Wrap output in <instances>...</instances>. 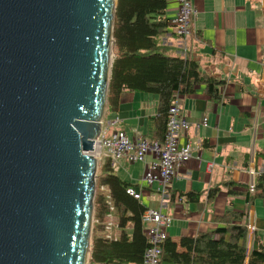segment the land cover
Masks as SVG:
<instances>
[{"label":"water","instance_id":"water-1","mask_svg":"<svg viewBox=\"0 0 264 264\" xmlns=\"http://www.w3.org/2000/svg\"><path fill=\"white\" fill-rule=\"evenodd\" d=\"M115 0H0V264H86Z\"/></svg>","mask_w":264,"mask_h":264},{"label":"crops","instance_id":"crops-1","mask_svg":"<svg viewBox=\"0 0 264 264\" xmlns=\"http://www.w3.org/2000/svg\"><path fill=\"white\" fill-rule=\"evenodd\" d=\"M191 1L196 14L186 56L196 61L200 74L221 83L216 99L208 96L204 84H195L191 92L176 97L180 114L189 124L179 141H189L193 149L166 186L160 207L170 217L166 238L177 241L223 228L228 212L238 216L229 224L253 227L246 229L247 255L260 243L264 245V195L247 191L264 171V0ZM175 10L176 1L168 0L167 19ZM175 38L167 24V53L178 51ZM156 102V95L150 93L122 91L116 109L104 110L102 120L116 117L115 128L129 138L136 134L150 137ZM202 117L205 126L199 125ZM152 159L146 155L143 162L120 160L112 171L141 190L138 201L144 207L156 208V186L147 188L141 181L145 165ZM213 188L216 191L209 197ZM188 191L197 193L198 199L184 200L180 194ZM125 230L130 233L129 222ZM113 234L118 235L116 229ZM212 236L216 238L217 233ZM160 264L190 263L161 259Z\"/></svg>","mask_w":264,"mask_h":264},{"label":"trees","instance_id":"trees-1","mask_svg":"<svg viewBox=\"0 0 264 264\" xmlns=\"http://www.w3.org/2000/svg\"><path fill=\"white\" fill-rule=\"evenodd\" d=\"M168 0H115L111 47L113 58L107 82L105 110L116 109L122 91H139L156 95V115L152 118L149 138L163 141L167 109L174 95L192 91L195 84H204L210 98H217L220 81L200 74L195 60L180 55L176 39V54L167 53L164 42ZM95 185L107 187L114 210L118 235L106 239L102 229L108 209L101 193L93 197L92 229L88 264H140L147 247L141 214L145 207L126 195L124 188L130 183L115 175L105 162L96 175ZM216 188L209 190L211 197ZM248 191V186H247ZM252 192L264 195V174L258 173ZM187 201L198 199L195 192L180 194ZM239 216H242L239 215ZM235 216L226 212L223 228L197 234L194 238H165L160 244L161 259L190 264H264V245L259 244L246 255L244 224H229ZM242 218V217H241ZM243 221V218H242ZM131 231L125 230L127 223ZM217 233L213 238L212 234Z\"/></svg>","mask_w":264,"mask_h":264},{"label":"built area","instance_id":"built-area-1","mask_svg":"<svg viewBox=\"0 0 264 264\" xmlns=\"http://www.w3.org/2000/svg\"><path fill=\"white\" fill-rule=\"evenodd\" d=\"M175 1V13L167 20V24L171 33L177 37L180 55L185 56L188 47L187 40L193 31L192 19L196 14V10L191 0ZM176 97L177 94L174 95V99L167 109L163 141L160 142L141 134L129 138L123 130L111 129L118 121L115 117L107 121L101 120L99 133L93 141L92 149L87 152L96 159V172H99L101 165L105 162L109 163L113 170L120 160L133 163L143 162L146 155L153 158L145 165L141 181L147 188L152 185L156 186V191L159 194V207H145L141 214L140 220L148 245L143 252L140 264H160V244L167 237L166 227L170 222V217L162 213L160 208L163 206L166 186L176 175L178 167L190 158L193 149L189 141H179V138L185 134L189 124L180 114ZM199 125H206L205 117L200 119ZM260 173L264 174V171ZM252 188L253 184L250 183L248 191L252 192ZM98 190L102 194L103 201L108 209L102 235L106 239L115 238L113 234L115 224L112 215L114 207L110 193L104 185H99ZM124 193L138 201L141 190L128 185L124 188ZM245 228L253 230L251 225H246Z\"/></svg>","mask_w":264,"mask_h":264},{"label":"rangeland","instance_id":"rangeland-1","mask_svg":"<svg viewBox=\"0 0 264 264\" xmlns=\"http://www.w3.org/2000/svg\"><path fill=\"white\" fill-rule=\"evenodd\" d=\"M113 128H115V126L114 127H111V129H113ZM127 163H129L127 160H125ZM133 169H136L135 167H136V164H133ZM97 174H98V172H96ZM96 174V175H97ZM96 180V179H95ZM96 193H99V190H98V186L96 187V185L94 186V195L96 194ZM92 223H93V219L91 220V229H92ZM90 238H91V234H90ZM86 264H88V258H87V260H86Z\"/></svg>","mask_w":264,"mask_h":264}]
</instances>
